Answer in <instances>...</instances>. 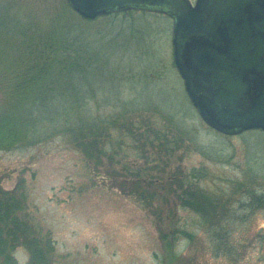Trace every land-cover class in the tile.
<instances>
[{
	"label": "rangeland",
	"instance_id": "374dc122",
	"mask_svg": "<svg viewBox=\"0 0 264 264\" xmlns=\"http://www.w3.org/2000/svg\"><path fill=\"white\" fill-rule=\"evenodd\" d=\"M40 28L50 39L78 37L90 59L72 74L67 95L47 98V102L60 105L96 96L99 104L93 100L88 104L90 112L99 116L110 110L106 103H116L114 108L119 112L126 101L123 107L130 112L138 108L169 111L181 123L185 120L190 130V140L174 152L169 166L164 165L167 157L158 156L153 148L147 151L145 162L142 151L130 152L127 140L116 151L113 163L107 156L102 158L100 175L91 174L80 153L67 148L63 138L33 147L0 150L4 189L15 187L20 172L27 169L23 176L29 212L43 230L51 233L54 264H162L166 252L158 227L167 230L172 216L184 225L195 222L191 228L198 240L193 251L182 240L174 245L175 250L191 254L195 264H264V241L259 237L264 232V210L240 211L244 218L233 225V231L243 248L233 259L215 256L201 229L200 215L177 207L176 197L167 195L168 187L159 190L152 208L139 203L136 194L128 195V189L125 193L120 189V185H129L130 179L137 177L129 174L124 164L144 180L157 177L156 185L169 183L171 173L196 168L206 174L198 178V185L220 196V190L231 192L232 182L242 178L251 156H264V132L225 138L204 124L196 112L192 113L183 81L173 64L171 20L149 16L123 23L103 18L87 21L64 0H0L1 64L6 66L16 52H22L15 47L19 39H37ZM6 104L7 117L20 109V102L15 106ZM131 116L136 118V113ZM109 164L119 174L111 181L103 178ZM155 206L159 209L154 212ZM14 257L19 264H26L29 258L23 249H17Z\"/></svg>",
	"mask_w": 264,
	"mask_h": 264
},
{
	"label": "trees",
	"instance_id": "16d2710c",
	"mask_svg": "<svg viewBox=\"0 0 264 264\" xmlns=\"http://www.w3.org/2000/svg\"><path fill=\"white\" fill-rule=\"evenodd\" d=\"M149 16L159 18L163 15L130 10L97 18L123 23ZM39 32L38 40L34 37L27 41L19 39L15 47L22 52H16L11 63L5 66L0 62V150L33 147L54 138H63L67 148L80 153L88 171L100 175L102 158L107 156L113 163L116 151L128 140L130 152L142 151L145 162L147 151L153 148L158 156L164 154L167 157L164 165L169 166L174 152L190 140V130L185 120L181 123L169 111L159 108H138L136 112H130L123 107L126 101L122 102L119 112L114 108L116 103H106L105 107H110V110L104 115L95 116L90 112L88 101L93 100L97 104L99 100L96 96L60 105L47 102V98L66 96L65 91L70 85L67 82L71 80L72 74L90 59L80 46L78 37L50 39L45 36L44 29L40 28ZM57 86H61L60 91H56ZM7 102L14 106L20 102V109L9 117ZM95 106L98 108L100 105ZM191 110L196 114L193 107ZM131 113H136V118L130 117ZM257 132L264 131L252 130L246 133ZM123 167L137 177L130 179L129 185H120V189L124 193L128 189V195L136 194L139 203L152 208L159 190L168 187L170 192L167 195L173 194L176 197L177 207L199 214L201 229L215 256L224 255L235 259L243 248L240 245L243 242L235 238L233 231V225L244 218L239 215L240 211L264 210L263 155L251 156L244 165L242 178L232 182L231 192L220 190V196L206 192L198 185V178L206 174L196 168L187 169L182 174L171 173L169 183L156 185L157 177L144 180L128 164ZM137 168L140 172L141 168ZM26 170L22 169L21 177L10 190L2 187L0 178V264H19L14 257L17 249L27 252L29 258L26 264H54V240L51 233L43 230L29 212L27 185L23 176ZM104 172L106 178H103L108 181L119 176L110 164ZM158 209L155 206L153 211ZM171 220L167 230L158 227L159 238L166 252L161 263L195 264L191 254L174 249L177 240H182L188 245L189 251H193L198 240L197 233L191 228L195 222L184 225L179 218L174 220L173 216ZM259 237L264 241V232Z\"/></svg>",
	"mask_w": 264,
	"mask_h": 264
},
{
	"label": "water",
	"instance_id": "95a60500",
	"mask_svg": "<svg viewBox=\"0 0 264 264\" xmlns=\"http://www.w3.org/2000/svg\"><path fill=\"white\" fill-rule=\"evenodd\" d=\"M85 19L130 10L171 19L174 66L202 121L264 131V0H65Z\"/></svg>",
	"mask_w": 264,
	"mask_h": 264
}]
</instances>
